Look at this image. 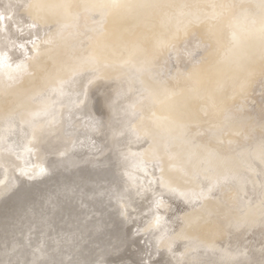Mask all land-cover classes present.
<instances>
[{"label": "bare ground", "instance_id": "obj_1", "mask_svg": "<svg viewBox=\"0 0 264 264\" xmlns=\"http://www.w3.org/2000/svg\"><path fill=\"white\" fill-rule=\"evenodd\" d=\"M1 1H2V4H0V187H2L3 192H4V190H5V193H6V191L8 192V190L9 191L11 190V188H10L11 185H9L10 187H8V182L10 179L13 180L10 176L11 175L15 176L16 172H17V174H19V175L21 174L22 176L26 175V177L27 176L29 177L30 175H28V174H30V173L32 174L31 175L32 177H33V174L35 176L37 174V177L34 176L35 180L36 179L41 180V179L45 178L44 176L48 175L47 171H49V169L53 170V168H55V167L58 169L59 168L67 169L68 167L76 166V163L79 164L77 162L78 160H76V161L74 160V163H72V164L69 163L68 167H66V164H65L68 157L71 155V152H73V150L75 149L74 142L77 139V138L75 139V136H76V132H77L78 128L74 127L72 129L71 127H73V126H71L70 120H71V118H73L74 122L77 123L78 119H76V118L79 116L87 114L89 111H92L94 103H97V105H99L101 107L100 109H102L107 116L105 118L106 120H103V122L105 121L104 125H106L104 128H106L107 126H108V128L110 127V130L108 128L107 129L110 131V132L108 131L109 132L108 135L110 137L109 139H112L111 142L113 143V146H115V140L117 137H119V138H117L118 141L120 138L124 137L125 139H123V138L122 139L124 141L126 140V142H124L126 147L123 145L124 143L122 145H123V148L125 147L126 149H124V151H123L124 153H122V154H124V155L128 154L129 157L131 158L132 154H136L139 152L144 153V151H145L146 155H144V156L146 157L147 161H148V159H150V160L152 159V160L158 161V163H160V164L166 165L167 167H168V165L172 166L171 169L165 167V168L169 169V172L170 171L174 172V173H169L168 176L170 175V177L172 178V181H175V183H176V181L177 182L180 181L182 183L181 185H183V186H181V185L175 186L174 182H172V181L166 182V180H165V182H166L165 191L167 192V193H165L166 197L163 196L162 200H160V202L158 203V205L160 206L159 208H156V209L154 208V210L151 209L152 211L155 212V214L157 216L156 218L159 220V222L163 220L162 216L165 214V212L166 213L167 212H170V213L174 212L173 211L174 206L171 205V202H172L171 197L172 196L173 197L180 196V198H181L182 196L187 195L188 194L187 188L193 189L194 194L196 193L195 194L196 197L199 198L198 200L207 201L206 195L208 194V192L211 188L210 187L211 185H210L209 186L210 188L208 191L204 190V188H206L209 184L208 183L209 180H207V177L204 178V176L201 177L202 175H199L200 177L197 176L199 178V179L197 178L198 182H196V181H194L195 179L193 178L194 177L193 175H195V174L191 175L193 177H191L192 179H190L189 175L186 176L181 171L185 172V170H186L187 172H189V171L192 172L191 170L192 169L194 170V168L198 169L197 171H200L202 169H200L201 167L199 166V164L197 166L198 160L201 162H206L208 159H211L208 162H210L209 164H211V167H213L212 169H215L216 171L218 170V172L225 171V172H223V174H227L226 171H232L231 173L233 174V177L230 178V180H229L230 182L228 181V183L224 184V186L221 187V188L224 187V190H223L224 192H222L223 193L222 195L219 196V194H218V197L214 200H209L210 198H208L209 201H207L205 203V205H208V206L210 205L211 210L206 212V214H208L207 216L201 217L200 221H198V223L196 225H193V227L190 231V233H192V234H188V235L189 236L193 235L194 239L190 236L191 237L190 240H192L194 242V244L195 243L197 244V242H199V245H200L199 248H201V249H202V247L206 248V249L209 247L210 248L209 252H211V249L215 248L213 251L216 252V250L219 248L218 251L220 252L219 246H221V247H223V245L229 246V245L225 244L229 240L227 235H228L229 231L231 233V232H234L236 230V228L238 226L237 224L240 223V225H241V223H245L246 225H248V226L252 225L253 227H255V225H257V228L264 229V205L262 207V205L257 204L260 201L262 204V202H263L262 200H264V110H261V109L259 110V108L257 107L258 110L256 109L257 111L253 112V113H249V112L231 113V116L226 115L227 117H225V119L230 118V122L232 121L231 123L228 120L227 121L229 123L226 121L229 125L231 124L230 127H228V125H225L226 123L218 122V123L224 124V125H222L223 126L222 128L220 127L221 125L219 124L220 125L219 127H214V126H211L209 128L207 127L205 130V131H207V134H205V135L197 134L196 129L200 125L201 122L198 120L196 113H197V111H199V112H202V111L207 112V111L205 108L203 109V107L200 106V104H201L200 102H196V104H194V107H192V108L189 106H190L191 100L194 98L195 99L197 98L195 96H196L198 90L201 91L204 87L201 86L198 88V90L190 89L189 91H187L185 89L182 92V94H179V93L176 94V91L171 92L170 89L166 85H164L165 87H163L160 84L159 78H157V75H158L157 69L159 67L157 66L156 62H154V64H152V66H147L148 63L152 62V60H148L149 58L151 59V57H148L147 51H149L150 48H152V47L156 48V50H158L157 48L159 47V45L156 44V39L152 38L150 41L148 34L145 35V33L143 32V29L145 26L144 20L147 19L148 14L155 12L156 18H160L161 20L163 18H165V20H162V21H165V24L167 27L171 26V28L175 27V29H176L175 25L178 23V26L180 29H184L185 31H187L188 29H190V26H188V24L189 23H192V24L196 23L195 21H198L199 18L204 14V12H201V11L191 12V13L189 12V13H187L186 18L172 19L174 14L171 13L170 10L175 9L178 12L182 6L183 7L185 6V2L187 0H151L150 5H148V6L146 5V7H145V10L147 8H149L147 12L143 8L137 6L136 3L138 2V0H0V3H1ZM190 1H193V0H190ZM201 1H203V0H201ZM204 1H206V0H204ZM209 1H206V2L208 3ZM187 3L189 4V2H187ZM234 3H235V7L233 9H231L230 13H228V15L225 17V21L219 22V23L217 22L214 24L208 23L207 32L211 36L210 40H213L214 41L213 43H215L214 47L218 49L216 59H219L218 64L216 66H214L211 69V71H212V74H214V76L215 75L216 76H222V75H224L223 72L232 73L233 74L232 78L239 77L240 74L244 73V71H245L244 76H246V77H245L244 81L241 82V83L245 84L248 81L251 73L259 72L260 78H261V76L264 77V72H262L264 69V57H262L263 56L262 54L264 53V51H263L264 47L262 49H260L261 48V47H259L260 45H256V42L258 41L259 37L261 36L260 31L262 33H264V0H234ZM161 5H169V10H168L169 12H162V11L160 12V9H161L160 6ZM188 6L189 7L195 6V4H192L190 2V4ZM198 7L200 8V6H198ZM206 8H205V10H207ZM166 9H168V8H166ZM192 9H193V7H192ZM208 9H209V7H208ZM176 11H175V13H176ZM212 12L214 13V11H212ZM213 13H208V15L210 17H213L214 16V15H212ZM101 14H103L105 16L104 21H102L103 19L101 18ZM76 17H77V20H76ZM168 17H171V19H172L171 21L169 20L170 23L167 21ZM187 18H188V21H186ZM213 18H215V16ZM129 22L134 23L133 28H129ZM161 23L162 22L160 21V23H158V24H161ZM195 25L197 26V24H195ZM159 26L160 25H158L157 28H159ZM196 26H194V27H196ZM204 28H202V29H204ZM134 32H140V33L138 35H135ZM19 34H23L25 36L30 37L29 38L30 42L27 41L28 45L25 43L24 38L21 40H19L20 38L18 39L17 36ZM76 34H78V35H76ZM168 35L171 36V39H172L171 43L173 44L174 43L173 40H175L174 39L175 36H174L173 32L169 31ZM76 36H78L79 38H82V37H84V38L80 41H74ZM146 38H147V41L145 40ZM86 41H88V43L85 44ZM204 41H205V39H204ZM82 43H84V44H82ZM169 43H170V41H167V40L162 41V44H165V45H167ZM199 43H201V42H199ZM178 49H180V47ZM254 51H256V52L253 53ZM21 52H23V54L21 56H19L18 53H21ZM213 52H214V50H213ZM121 56H123V57L126 56L128 58L127 59L126 57H124L127 59V61L130 64L129 68H124L123 65L125 64V62H123L122 60L120 61ZM141 56H143L145 58L147 57L148 59L147 60L141 59ZM165 56H167V54H165ZM258 57H261V61H259V59L255 60ZM185 58H186V56H185ZM232 58H234V59L236 58V60H234V61L232 60V62L228 61ZM41 61L42 62L43 61L44 62L45 61H48V62L51 61L52 63L51 62H49V63H51L52 65H50L48 63L49 64L48 68H46V66L44 68H41V66L38 64V63H41ZM158 61H160V60H158ZM240 61H241L242 65L239 64ZM204 63L205 62H203V65H205ZM97 65L98 66L102 65V67H100V66L94 67ZM110 65H112V67H109ZM199 65H200V63H199ZM27 66H32L35 68L34 69L35 71L39 70V72H40V70H43V69L44 70H43L42 74L41 73L38 74L39 73L38 72L37 76L35 78L31 79L33 77V74H32L33 70L27 69ZM248 66H252V68L249 69ZM93 68H95V69L93 70ZM194 70H195V68H194ZM6 71H9V74L12 75L13 77H15V79L19 78L21 76L24 79L25 78L30 79V81L26 82L27 85L25 86V84H24V87L22 89L17 88V86L15 88L7 89L6 87H7L8 79H7V76H5ZM171 72H172V70H171ZM200 74H201V72H200ZM259 76H257V78ZM214 78H217V77H214ZM216 80L215 81L212 80L213 82L210 81L211 82V84H209V85H211L210 87H212V88L215 87L214 85H216V83H218V80L217 81ZM231 83H229L227 85V88H229L227 90V92H223V95L220 98L223 99L224 97H229V95H233L232 94L233 91L242 87L239 84H238L239 85L238 86L236 84H231ZM8 84H9V82H8ZM29 84H32V85H29ZM207 84H208V82H207ZM190 85H191V83H190ZM173 88H176V87L173 86ZM245 88L246 87H244V89ZM159 89H161L163 93H159L158 92ZM205 89H206V87L204 88V90ZM208 89H210V88H208ZM214 92H216V95H220L219 91H217V88ZM166 96H167L168 100H165ZM164 101H166V103H170L171 108H169V110L171 113H175V114L177 113L176 117H178V125H176V122H173V121H177V119L176 120L173 119L175 116L173 117L171 115L170 119H165L163 117V113L166 112L163 108L164 107ZM241 101L242 100H239L238 102H241ZM259 101H260V99H259ZM208 105H209V108L212 109L210 113L214 116L218 115L219 112L223 111V109H220L219 112L215 111V109L213 110V108H215V106L211 105L210 103H208ZM167 108H168V106H167ZM117 111H119V112H117ZM242 112H244V111H242ZM223 113H224V111H223ZM89 114L92 115L93 112H91V113L89 112ZM220 114H222V113H219V115ZM224 114H226V111ZM102 115H104V114H102ZM194 118H195V122H191V126L193 128L188 130V132H189L188 136L184 135V136H187L188 138H185L186 140L184 139V141H183V142H186V146H184L185 149H186V147L191 146L190 147L191 149H189L190 151L192 150L191 154H190V152L188 153V151H189L188 149H187L188 150L187 152H186V150L183 151L184 149L179 150V148L181 147V145H180L181 142L179 144L180 146L177 147V144L179 142L175 145L176 138L174 137V135H175L174 132H176L178 129H181L186 121H188V120L194 121ZM80 119H81V117H80ZM84 119L85 118H83V120ZM216 119H217V117H216ZM81 120L79 121L80 123H82ZM117 120H119V122ZM134 120L137 121V123L135 122V124L133 123V125H132L131 123L134 122ZM90 121H93V120L91 119ZM120 121H121V123H120ZM179 121L181 124L179 123ZM221 121H223V120H221ZM97 122H99V121H97ZM89 123L90 122L87 123L88 124L87 126L90 127L91 125ZM81 126H82V124H81ZM98 126H100V125L98 124ZM101 127L102 126H100V129H101ZM97 129H98V127H97ZM97 129H96V131H97ZM183 129L184 128H182V130ZM220 129L222 131L230 129L233 132H238L239 130L240 131L245 130L246 132H248L247 130H252L251 133L248 132L251 135V140L250 139H249L250 141L248 140L249 145L248 144L244 145L245 143L243 144V146H246V148L249 146L248 147L249 153L248 152L243 153V154H245L244 156L249 154L245 157V160L243 162L242 161L239 162L240 160L243 159V158L241 159V157H240L239 161L237 160V159H239V157L236 159L237 161L235 160V158H231L233 152L236 149H239L241 146H238L237 148L234 146L237 143V141H235L234 138H233V140H230V139L228 140V139H224V138H223L224 140H220L221 139V138L219 139V133L221 132ZM90 131H91V129H90ZM99 131L101 132V130H99ZM102 131H103V129H102ZM68 132H69V135L67 134ZM183 132H185V131H183ZM81 133H83V131H81ZM92 133H93V131H92ZM93 134L95 136V133H93ZM105 134H107V132ZM181 135H180V133H178V137H177L178 139L177 140L182 139ZM195 135H198L200 137L197 138V140H196L194 138ZM230 135L233 136L235 134H230ZM77 136H78V132H77ZM91 136H92V134H91ZM184 136H183V138H184ZM239 136H241V135H239ZM235 137H237V136H235ZM98 138L99 137H97L96 140ZM84 139H85V137H84ZM99 139H101V138H99ZM239 140L242 143L244 138L240 137ZM76 141H80V140H76ZM100 141H102V140H100ZM120 141H122V140H120ZM180 141H182V140H180ZM81 142H82V140H81ZM103 142L106 143L105 140ZM216 142H219L220 145H218V143L216 144ZM206 144H208L209 147ZM59 145L61 148L56 154L58 156L57 162L55 164L48 163L47 162L48 156L45 153L46 148L48 149L47 146H51V148L53 149ZM182 146H183V144H182ZM90 147H92V146H90ZM82 149H80V150H82ZM117 150H118V148H117ZM245 150L247 151V149H245ZM83 151H84V149H83ZM91 152H93V150L90 151V153ZM241 152H243V150ZM124 155H122V156H124ZM236 155H239V154H236ZM212 156H213V158H212ZM99 157H100V154H99ZM124 157H126V156H124ZM235 157H237V156H235ZM136 158H138V156ZM78 159L80 160V158H78ZM144 159L145 158H143L142 161H144ZM136 160L137 159H135V161ZM146 160L144 161V163L146 162ZM102 161H103V159H102ZM142 161L141 162L139 161V162L142 163ZM152 162H154V161H152ZM150 163L151 162H149V164ZM154 163H156V162H154ZM192 163H194V164H192ZM84 165L81 164L80 168H81V166L84 167ZM151 165H152V163H151ZM193 165H194V167H193ZM203 165H204V163H203ZM144 166H146V165H144ZM201 166H202V163H201ZM13 167L15 168L14 170L12 169ZM139 167H141V166H139ZM160 167H163V166H160ZM147 168H145V169H147ZM159 168H157V169H159ZM44 169L46 172L43 171ZM75 169H77V168H75ZM140 169H139V171H140ZM167 169H166V171H167ZM34 170H36V172H34ZM73 170H74V168H73ZM152 170H154V169H152ZM143 171H141L142 172L141 174H143ZM175 171H177V173H175ZM124 172H126V171H124ZM136 172H137V170H136ZM187 172H185V173H187ZM194 172H196V171H194ZM201 172L199 174H201ZM105 173H107V172H105ZM129 173L130 172H128V174ZM131 173H130V175H131ZM138 173L140 174V172H138ZM151 173H152V171H151ZM196 173H198V172H196ZM210 173L213 174V172H210ZM210 173H208V174H210ZM123 175H124V173H123ZM132 175L134 176V174H132ZM163 175H164V173H163ZM180 175H182L181 178L179 177ZM213 175H211V176H213ZM20 176H18V177L20 178ZM22 176H21V178H22ZM147 176H148V174H147ZM218 176H216V178ZM135 177L136 176H134L133 178H135ZM155 177H156V174H155ZM159 177H160V175H159ZM122 178H123V176H122ZM212 178L213 177H211L210 179L213 181L214 179H212ZM141 179L142 178L139 179V182ZM143 179H145L144 176H143ZM148 179H151V178H148ZM157 179H158V177L156 178V180ZM31 180H32V178H31ZM130 180H132V179H129V182H130L129 184L132 186L131 189H129L130 194L134 193L136 195L138 190L142 191L145 189L144 188L145 186H140L141 185L140 183L139 184L138 183H132L133 181L135 182L136 178H135V180L133 179L132 182ZM215 180H217V179H215ZM13 181H12V183H9V184H13L12 187L14 186V184H16V183H13ZM136 181H138V180H136ZM161 181H163V179ZM32 182H34V181H32ZM157 182L159 183L158 180H157ZM142 183H143V181H142ZM211 183H213V182H211ZM143 184H145V183H143ZM17 185L18 184H16V187H17ZM157 185H160V184H157ZM213 185H215V183H213ZM163 187H164V185H163ZM202 187H204V188L201 189ZM214 187L216 189V187H218V185L214 186ZM124 189H126V188H124ZM146 189H148V188H146ZM161 189H160V191H161ZM133 190H134V192H132ZM154 190H155V194L159 193V191L156 188ZM150 191H152V190H150ZM3 192H1V194L5 195V194H3ZM149 192H147V194ZM164 192H162V193L164 194ZM162 193L160 192L159 194L162 195ZM190 193H192V191ZM216 193H218V192H216ZM216 193H214V194L216 195ZM232 193H233V195L230 196V194H232ZM1 194H0V197H1ZM134 194H132V197L135 196ZM140 194H141V192H140ZM147 194L145 192V195H147ZM167 194H170L169 195L170 197H168ZM194 194L192 196H194ZM7 196H8V194H7ZM129 196H131V195H129ZM129 196L126 198L127 199L130 198ZM153 196H154V193H153ZM212 196H214V195H212ZM248 196H249V198L247 199ZM157 197H159V195ZM135 198H137V196ZM138 198L140 199V197H138ZM152 198L155 199L154 197H152ZM180 198H179V200H180ZM182 198H185V197H182ZM182 198H181V201L183 200ZM187 198L190 199L189 196H187ZM212 198H214V197H212ZM147 199L145 201H147ZM122 200H124V199H122ZM133 200H134V198H133ZM6 201H11V200L8 199ZM125 201L127 202V200H125ZM126 202L121 201V203H123V205ZM173 202H177V200L173 201ZM200 204H202V203H200ZM183 205L185 206V204H183ZM187 205H186V207H187ZM152 206H154V203ZM192 207H194V205L191 206V208ZM199 208H201V207H199ZM204 208L205 207H203V209ZM129 209H130V207H129ZM141 209H142V207H141ZM143 210H144V208H143ZM206 210H207V208H206ZM187 212H189V211H187ZM182 213H185V211ZM203 214H204V212H203ZM198 217H200V216H198ZM188 218H189V216H188ZM173 219L175 220V218H173ZM192 219H193V217H192ZM5 221H8V219L4 220V223L6 224ZM29 221L30 220H28L27 222H29ZM165 221H166V219H165ZM45 222H46V220H45ZM178 222L176 225L179 227ZM188 223H189V221L182 217V223H180V228H182V229L183 228L184 229L189 228V227L185 226ZM19 224H21V223H19ZM28 224L30 225V223H28ZM50 224H52V223H50ZM164 224L165 223L163 222V225ZM45 226L47 228V225H45ZM50 226H49V228H50ZM177 226H175V227L177 228ZM182 226H184V227H182ZM26 228L23 227V229H26ZM161 228H162V226H161ZM242 228H243V226H242ZM251 229H250V231H251ZM155 230H157V229H155ZM165 230H167V229H165ZM247 230H249V229H247ZM255 230H257V229L255 228ZM178 231L179 230H177V232ZM4 232H5V230H4ZM155 232L156 231H154V234H155ZM262 232H263V230H262ZM26 233H29V232H26ZM161 233H162V230H161ZM240 233H242V232H240ZM32 234H33V232H32ZM100 234H101V232H100ZM151 234H153V233H151ZM165 234H167V233H165ZM182 234H183V232H182ZM185 235H186V233H185ZM234 235H235V233H234ZM245 235H246V233H245ZM259 235H261V234H259ZM39 236H41V235H39ZM54 236H55V234H54ZM156 236H157V233H156ZM158 236H159V233H158ZM259 237L260 236H258V237L256 236V238H259ZM262 237L263 236L261 235L260 238H262ZM96 238H97V236H96ZM180 238H181V236H180ZM234 238H236V237H234ZM170 239H172V238L170 237ZM237 239H239V238H237ZM237 239H236L237 243H235V244H238V243L244 244V242L246 241L245 240L244 242H239ZM252 239H254L253 236H252ZM181 240H182V238H181ZM256 240H253V241L256 242ZM24 241H26V240H24ZM24 241H22L21 243H23ZM167 241H166V243H167ZM6 242H7V240H6ZM173 242H174V240H173ZM255 242H253V243H255ZM2 243H0V244L2 245ZM230 243L232 244V242H230ZM245 243H246V245L249 244V242L248 243L245 242ZM259 243L262 244V242H259ZM14 244H13V246H14ZM17 245H16V247L15 246L14 247L17 248ZM186 245H188V244H186ZM233 245H234V243H233ZM250 245H251V243H250ZM257 245H258V243H257ZM19 246H24V245H19ZM225 246H224V248H225ZM258 246L260 247V245H258ZM211 247H213V248H211ZM216 247H217V249H216ZM242 247H244V246H242ZM248 247H246V248H248ZM49 248H51V247H49ZM233 248L231 247V250ZM246 248H243V249H246ZM68 249H69V247H68ZM68 249L67 250L64 249V251H68ZM197 249H198V247H196V249H195L196 252L192 251L194 253V255H196V253L200 254L203 250L202 249L201 251L200 250L198 251ZM227 249H229V247ZM250 249L252 250V248H250ZM189 250L190 249H188V251ZM233 250L236 251L237 249L236 250L233 249ZM222 251L224 252V250H222ZM15 252H13V253H15ZM52 252L56 253L54 251H52ZM198 252H200V253H198ZM215 252H212V253L214 254ZM223 252H222V254H225ZM19 253H20V251H19ZM50 253H51V250H50ZM169 253H170V250H169ZM169 253H167V254L169 255ZM205 253H207V252H205ZM234 253L235 252L232 251V254H234ZM240 253H243V252H240ZM23 254H24V252L22 253V256H23ZM60 254L61 253L59 252L58 256H60ZM66 254H68V253L66 252ZM190 254H187V255H190ZM201 254H203V253H201ZM220 254H217V255H220ZM246 254H247V251H246ZM25 255H27V254H25ZM178 255H179V253H178ZM249 255H250V253H249ZM249 255H248L247 259L249 258ZM205 256H206V254H205ZM252 256H253V254H252ZM47 257H50V256H47ZM197 257H196V259H197ZM206 257L203 259H206ZM210 257H211V254H210ZM219 257H217L216 259H218ZM224 257H226V256H224ZM232 257H233V255H232ZM53 258H54V256H53ZM226 258H229V256H227ZM226 258H225V260H226ZM188 259H189V257H188ZM230 259H231V257H230ZM237 259H238V257H237ZM262 259L264 260L263 257H262ZM200 260H201V258H200ZM225 260H222V261H225ZM3 261H4V259H3ZM53 261H54V259H53ZM128 261H129V259H128ZM185 261H187V259ZM192 261L195 263L196 260L195 261L192 260ZM214 261L215 260L213 259V262ZM159 262L160 261H158V263ZM97 263L99 264V262H97ZM128 263L131 264L130 261ZM132 263H133V261H132ZM135 263H136V261H135ZM189 263H190V261H189ZM218 263H220V262H218ZM228 263H230V262H228ZM260 263H261V261H260ZM13 264H15V263H13ZM25 264H27V263H25ZM53 264H54V262H53ZM178 264H185V263H178ZM240 264H243V263L241 262Z\"/></svg>", "mask_w": 264, "mask_h": 264}, {"label": "rangeland", "instance_id": "obj_2", "mask_svg": "<svg viewBox=\"0 0 264 264\" xmlns=\"http://www.w3.org/2000/svg\"><path fill=\"white\" fill-rule=\"evenodd\" d=\"M206 1H209V0H206ZM206 1H204V0L203 1H201V0H193V1L189 0L188 1L187 0L185 2L184 7L183 6L181 8L179 7L180 9L178 12L175 9L170 10V12L174 14L172 19L186 18L187 13H189V12L190 13L191 12H197V11L204 12V14L200 17L201 19L199 18L198 21H195L196 23H193V24L189 23L188 24V26H190V29H188L187 31H185L184 29H180L178 26V23L175 25L176 29L173 26H172L173 28H171V26L167 27L165 24V21H162V20H165V18H163L162 20L160 18H156L155 12L148 14L147 19L144 20L145 26H144L143 32L145 33V35L148 34L150 41L152 38L156 39V44L159 45V47L157 48L158 50H156V48L152 47V48H150L149 51H147L148 52L147 55H148V57H151V59L150 58L148 59L147 57L145 58V57L141 56V59L152 60V62L148 63L147 66H152V64H154V62L157 63V66L159 67L157 69L158 70L157 78H159L160 84L163 87H165L164 85H166L170 89L171 92L176 91V94L177 93L182 94V92L185 89L187 91H189L190 89L198 90V88L201 86H203L204 88L206 87L207 90L206 89L204 90L203 87H202L203 89L201 91L198 90V92L195 96L197 98L192 99L190 102V106H189L192 108V107H194V104H196V102H200L201 103L200 106L203 107V109L205 108L207 111V112L197 111V113H196L198 120L201 122L200 125L197 127L196 132H197V134H201V135L207 134V131H205L207 127L208 128L211 126L219 127L221 125L220 127L222 128L223 127L222 125H224L223 123H226L225 125H228V127H230L231 124L230 125L228 124L230 122V118L225 119V117H227L228 115L231 116V113H235V112L253 113V112H256L258 110V108H259V110L260 109L264 110V85H263L264 84V77L261 76V78H260L259 72L251 73L248 81L245 84L241 83L244 81V79L246 77V76H244L245 71H244V73H241L240 76L237 78L236 77L232 78V75H233L232 73L223 72L224 75H222V76H216V75L214 76V74H212L211 69L218 64L219 59H216L218 49L214 47L215 43H213L214 42L213 40H210L211 36L207 32L208 23L214 24L217 22L219 23V22L225 21V17L228 15V13H230L231 9H233L235 7V3H234V0H227V1L226 0H210L208 3ZM138 2L136 3L137 6L143 8L145 10L146 5L147 6L150 5L151 0H138ZM187 2H189V4L191 2L192 4H195V6L189 7L188 6L189 4ZM0 4H2V1ZM198 6H200V8ZM192 7H193V9H192ZM208 7H209V9H208ZM160 8H161L160 12L161 11L162 12H169L168 11L169 5H161ZM166 8H168V9H166ZM205 8L207 10H205ZM148 9L149 8H147L145 11L147 12ZM175 11H176V13H175ZM212 11H214V13ZM208 13H213L212 15H214L215 18H213L214 16L210 17L208 15ZM101 18L103 19L102 21L105 20V16L103 14H101ZM172 19H171V17H168L167 21L170 23V21ZM76 20H77V17H76ZM160 21L162 23L158 24V23H160ZM186 21H188V18ZM195 24H197V26ZM133 25H134L133 22H129V28H133ZM158 25H160L159 28H157ZM194 26H196V27H194ZM202 28H204L205 30ZM169 31H172L174 36H175V38H174L175 40H173V42H174L173 44L171 43V41H172L171 36L168 35ZM134 33H135V35H138L140 32H134ZM260 34H261V36L259 37L258 41L256 42V45H260L259 47H261L260 49H262L264 47V33H262L260 31ZM76 35H78V34H76ZM17 37H18V39L20 38L19 40L24 38L25 43L27 45H28V42H30L29 36L19 34ZM83 38L84 37L79 38L78 36H76L74 41H80ZM204 39H205V41H204ZM145 40L147 41V38ZM164 40L170 41V43L167 45L162 44V41H164ZM199 42H201V43H199ZM86 43H88V41H86L85 44ZM82 44H84V43H82ZM179 47H180V49H178ZM213 50H214V52H213ZM263 51H264V49H263ZM255 52L256 51H254L253 53H255ZM18 54H19V56H21L23 54V52L18 53ZM165 54H167V56H165ZM262 55H263L262 57H264V53ZM185 56H186V58H185ZM124 57H126V56H124ZM124 57L121 56L120 61L122 60L123 62H125V64L123 65L124 68H129L130 64L127 61L128 58L126 57L127 58L126 59ZM258 59H259V61H261V57H258L255 60H258ZM158 60H160V61H158ZM232 60L234 61V60H236V58L235 59L232 58L228 61L232 62ZM51 61H49V62H51ZM49 62L48 61H45V62L41 61V63H38V64L41 66V68H44L45 66H46V68H48L49 64L52 65L51 64L52 62L51 63H49ZM203 62H205L204 63L205 65H203ZM199 63H200V65H199ZM239 64H241V61L239 62ZM99 66L102 67V65H99ZM99 66L97 65L94 67H99ZM109 67H112V65H110ZM248 67H249V69L252 68V66H248ZM194 68H195V70H194ZM27 69L33 70L32 71L33 77L31 79L35 78L37 76V73L39 72V70L35 71L34 70L35 68L32 66H27ZM94 69L95 68H93V70ZM43 70H40V72L38 74H40V73L42 74ZM171 70H172V72H171ZM200 72H201V74H200ZM262 72H264V69ZM5 76H7V79H8L7 87H6L7 89L15 88L16 86H17V88L22 89L24 87V84L26 86L27 85L26 82L30 81V79H26V78L24 79L21 76L19 78L15 79V77H13L12 75L9 74V71H6ZM257 76H259V77L257 78ZM214 77H217V78H214ZM216 79L218 80V83H216V85H214L215 86L214 88L210 87L211 85H209V84H211V82L215 81ZM8 82H9V84H8ZM207 82H208V84H207ZM190 83H191V85H190ZM229 83L236 84V85L239 84L242 87L233 91L232 92L233 95H229V97H224L223 99L220 98L223 95V92H227V90L229 89V88H227V85ZM29 85H32V84H29ZM173 86L176 88H173ZM244 87H246V88L244 89ZM208 88H210V89H208ZM216 88H217V91H219L220 95H216V92H214L216 90ZM158 92L163 93L161 89H159ZM258 98L260 99V101ZM165 100H168L167 96L165 97ZM239 100H242V101L238 102ZM208 103L215 106V108H213V110L215 109V111L219 112L220 109H223L224 113L226 111V114H224L222 111V112H219L222 114L219 115V113H218L219 116L218 115H215V116L212 115L210 113L212 109L209 108ZM167 106H168V108H167ZM100 108L101 107L99 105H97V103H94L93 110L89 111L90 113L93 112L92 115H90L88 112L85 115L77 117L76 118V119H78L77 123L74 122L73 118H71V120H70L71 126H73L71 128L72 129L74 127L78 128L77 129L78 136H77V132H76L75 139L77 138L76 140H80V141H76L74 139L76 142V143L74 142L75 149L73 150V152H71V155L68 157L65 164H66V167H68L69 163L72 164V163H74V160L75 161L78 160L77 162L79 164L76 163L77 167L72 166V167H68L67 169H63V168L58 169L55 167V168H53V170L49 169V171H47L49 176L46 175V176H44L45 178H43L41 180H37V179L35 180V178H34L35 175L33 174V177H32L31 173L28 174V175H30L29 176L30 178L28 176L26 177V175L22 176L20 174L22 176V178H21V176L19 174H17V172L16 173L14 172L17 176L16 175H15L16 177L14 175L10 176L14 181L10 179L8 182V187H10L9 185H11V187H10L11 190L10 191L8 190L9 193L7 191L5 193V190L3 192L2 187H0V194H1V192H3V194H5V195L1 194V197H0L1 198L0 199V232H1L0 233V238H1L0 243L3 242L2 245L0 244L1 245L0 246V264H13V263H15V264H17V263L18 264L19 263L20 264H25V263H27V264H35V263L36 264H53V262H54V264H84L85 262H86L85 264H92V263L98 264L97 262H99V264H127L129 261L131 262V264H178V263L188 264L189 261H190L189 264H193L194 262L192 260H194V261L196 260L194 264H197V263L198 264H204V263L205 264H217L218 262H220L218 264H226V263L227 264H240L241 262L243 264H263L264 263V260L262 259V257L264 258V255H263L264 254V245H263L264 244V229L257 228V225H255V227H253L252 225L248 226L245 223H241V225H240V223L237 224L238 225L237 228L235 227L236 230L234 232H231V233L229 231V233L227 235L228 239H229L228 240L229 243L227 242L225 244L229 245V246H225V245H223V247L219 246L220 252L218 251L219 248L217 249V247H216V249H217L216 252L213 251L215 249L213 247H211V248H213V249H211V252H209L210 251L209 247L207 249L202 247V249H203L202 250L201 248H199L200 247L199 242H197V244L196 243L194 244V242L192 240H190L191 237L193 238V235H190L191 237L188 235V234H192V233H190V231H191L193 225H196L198 223V221H200L201 217L207 216L208 214H206V212L211 210L210 205L209 206L205 205V203L209 200L216 199L218 197V194H219V196L223 194L222 192H224L223 191L224 187L223 188H221V187L224 186V184L228 183L230 178L233 177V174L231 173L232 171H226L227 174H223V172H225V171L218 172V170L216 171L215 169H212L213 167H211V164H209L210 162H208L211 159H208L206 162H201L198 160L197 166L199 164V166L201 167L200 169H202L200 171H197L198 169H195V168H194V170L193 169L191 170L192 172H190V171L187 172L185 170V172H187V173H185V172L181 171L186 176L189 175L190 179H192L191 177L194 176L193 178L195 179L194 181H196V182H198L197 178L200 177L199 175H202L201 177L204 176V178L207 177V180H209L208 186L206 188H204V187L201 188V189L204 188V190L208 191L209 188L211 187L208 194L206 195L207 201L198 200L199 198L196 197V195H195L196 193L194 194L193 189L187 188L188 194L182 196L185 198L181 197L183 199L182 201H181L180 196H178V197L172 196L171 197L172 198L171 205L174 206V208H173L174 212H171V213L165 212V214L162 216L163 220L159 222V220L156 218L157 216H156L155 212L152 210H154V208L156 209V208L160 207L158 205V203L160 202V200H162V197L166 195L165 193H167L165 191L166 182L172 181V178L170 177V175L168 176V174L174 173L171 171L169 172V169H167V168L171 169L172 166L168 165V167H167L166 165L160 164V163H158V161L152 160V159L151 160L156 162V163H154L150 159H148V161L151 162L152 165H151V163L149 164V162L146 160V157L144 156V155H146L145 151H144V153L139 152L136 154H132L131 158L129 157L128 154H126V155L122 154V153H124L123 152L124 149H126L125 148L126 146L124 143V142H126V140L124 141L123 139H125V138L122 137L123 139L120 138L118 141L117 138H119V137H117L116 138L117 141L115 140V146H113V143L111 142L112 139H109L110 137L108 135L110 132L109 131L110 127L108 128V126H107L106 128H104L106 125H104L105 121L103 122V120H106L105 118L107 116L104 113V111ZM163 108L166 111L165 113H163V117L165 119H170L171 115L173 117L175 116L174 118L173 117L172 118L174 120L177 119V121H173V122H176V125H178V117H176L177 113L176 114L171 113L169 110V108H171L170 103H166V101H164V107ZM242 111H244V112H242ZM117 112H119V111H117ZM102 114H104V115H102ZM80 117L82 120L80 119ZM216 117L218 120L216 119ZM83 118H85V119L83 120ZM91 119L93 121H90ZM80 120L82 123L79 122ZM221 120H223V121H221ZM97 121H99V122H97ZM117 121L119 122V120H117ZM121 121H120V123H121ZM88 122H90L89 123L91 125L90 127L87 126ZM135 122L137 123V121L134 120V122H132L131 124L133 125V123L135 124ZM191 122H195V118H194V121H192V120L186 121L185 124L182 126V128H184L183 130L181 128V129H178L176 132H174V134L176 135V136L174 135V137L176 138V141H177V142L175 141V145L178 142L179 143L177 144V147L181 145L179 150L184 149L183 151L186 150V152H187L189 149H191L190 148L191 146L186 147V149H185L184 146H186V142H183L185 138H188L187 137L189 135L188 130L193 128L191 126ZM218 122H223V123L221 124ZM95 123L96 124L98 123L100 126H102L101 129H100V126H98V124L96 125ZM179 123H180V121H179ZM81 124H82V126H81ZM97 127H98V129H97ZM90 129H91V131H90ZM96 129H97V131H96ZM102 129H103V131H102ZM99 130H101L102 133ZM81 131H83V133H81ZM92 131H93V133H95V136L92 133ZM105 131L107 132V134H105L106 133ZM183 131H185V132H183ZM247 131L249 133L252 132V130H247ZM248 132H246L245 130L244 131L239 130L238 132H233L230 129H228V130H224V131L221 130V132L219 133V139L221 138L220 140H224V139L233 140V138H234V140L237 141V143L234 146L236 148L238 146H241L239 149H236L233 152L232 157H231V158H235V160L239 157V159H237L238 161L240 160V157H241V159L243 158L239 162H241V161L243 162L245 160V157L247 155H249V154H247L246 156H244L245 154H243L245 152L249 153V148H248L249 146L247 148H246V146H243L244 143H245L244 145H247L248 142L251 140V135ZM90 133L92 134V136ZM178 133H180V135L182 134L181 135L182 139H180L182 141L177 140L178 139L177 138ZM67 134L69 135V132ZM230 134H235V135L231 136ZM184 135H187V136H184ZM239 135H241V136H239ZM183 136H184V138H183ZM235 136H237V137H235ZM84 137H85V139H84ZM97 137H99L101 139L98 138L99 140L98 139L96 140ZM199 137L200 136H198V135L194 136V138L196 140ZM240 137L244 138L242 143L239 140ZM81 140H82V142H81ZM100 140H102V141H100ZM104 140L106 141V143L103 142ZM120 140H122L123 142ZM180 142H181V144H180ZM217 143H218V145H220L219 142H216V144ZM122 144L125 146L124 148H123ZM182 144H183V146H182ZM206 145L209 147L208 144H206ZM90 146H92L93 148ZM47 147H48V149L46 148L47 151L45 150V153L48 156L47 162L50 164H55L58 160L57 159L58 156L56 154L60 150L61 147H60V145L53 148V149L51 148V146H47ZM81 147L84 149V151ZM90 148L93 150V152H91V153H90V151H92V150ZM117 148H118V150H117ZM80 149H82V150H80ZM241 149L243 150V152H241L242 151ZM245 149H247V151ZM191 151L189 150L188 153L190 152V154H191ZM99 154H100L101 158L99 157ZM236 154H239L240 156L236 155ZM122 155H124L126 157L128 156V157L126 158ZM135 156L136 157L138 156V158H136ZM235 156H237V157H235ZM77 157L80 158V160ZM143 158H145L144 161L146 160L145 163H144V161H142ZM212 158H213V156H212ZM102 159H103V161H102ZM135 159H137V160L135 161ZM139 161L140 162L142 161V163H140ZM201 163H202V166H201ZM203 163H204V165H203ZM81 164L82 165L85 164L84 167L81 166V168H80ZM192 164H194V163H192ZM144 165H146L148 168ZM139 166H141V167H139ZM160 166H163V167H160ZM165 167H167V168H165ZM193 167H194V165H193ZM73 168H74V170H73ZM75 168H77V169H75ZM145 168H147V169H145ZM157 168H159V169H157ZM12 169L14 170L15 168L13 167ZM139 169H140V171H139ZM152 169H154V170H152ZM166 169L168 172L166 171ZM123 170L126 172H124ZM136 170H137V172H136ZM43 171H45V169ZM141 171H143V174L144 173L145 174L144 175L141 174L142 173ZM151 171H152V173H151ZM194 171H196L198 173H196ZM34 172H36V170H34ZM105 172H107V173H105ZM128 172H130V173L132 172L131 175L134 174V176H136L135 177L136 180H138V181H136L135 178H133L134 177L133 175H132L133 176L132 177L130 175V173L128 174ZM138 172H140V174ZM200 172H201V174H199ZM210 172H213L214 175ZM123 173H124V175H123ZM163 173H164V175H163ZM175 173H177V171H175ZM208 173H210V174H208ZM147 174H148V176H147ZM155 174H156V177H155ZM158 174L160 175V177ZM193 174H195V175H193ZM191 175H193V176H191ZM211 175H213V176H211ZM18 176H20V178ZM122 176H123V178H122ZM138 176L140 178H142L140 180V182H139L140 178ZM143 176L145 179H143ZM146 176L148 178H151V179H148ZM181 176L182 175H180L179 177L181 178ZM216 176H218V177L216 178ZM35 177H37V174ZM124 177L125 178L127 177V178L125 179ZM157 177H158L157 180L159 181V183L156 180ZM211 177H213L212 178V179H214L213 181L210 179ZM31 178H32V180H31ZM129 179H132V180L134 179L135 182L134 181L132 182V180H130V181L132 183H138V184L140 183L141 184L140 186H145L144 187L145 189L142 191L138 190L136 195L134 193L130 194L129 189H131L132 186L129 184L130 183ZM162 179H163V181H161ZM215 179H217V180H215ZM165 180H166V182H165ZM12 181H13V183L18 184L17 187H16V184H14L13 187H12L13 184H9V183H12ZM32 181H34V182H32ZM142 181L145 184H143ZM172 182H174L175 186H178V185L180 186L182 184L180 181H178V182L176 181V183H175V181H172ZM211 182L215 183V185H213V183H211ZM157 184H160V185H157ZM163 185H164V187H163ZM217 185H218V187H216V189H215L214 186H217ZM181 186H183V185H181ZM124 188H126V189H124ZM146 188H148V189H146ZM153 188L154 189L156 188L159 191V193L160 192L162 193L164 191L165 192H164V194L162 193V195L159 193L155 194V190ZM160 189H161V191H160ZM150 190H152V191H150ZM190 190L192 191V193H190L191 192ZM139 191L141 192V194ZM132 192H134V190ZM145 192H146V194H147V192H149V193L147 195H145ZM216 192H218V193H216ZM153 193H154V196H153ZM214 193H216V195ZM7 194H8V196L9 195L10 196L8 197ZM132 194H134L135 196L132 197ZM193 194H194V196H192ZM129 195H131V196H129ZM158 195H159V197H157ZM169 195L170 194H167L168 197H170ZM212 195H214V196H212ZM232 195H233V193L230 194V196H232ZM128 196L130 197V198H128L129 200L126 198ZM136 196H137V198H135ZM187 196H189L190 199H188ZM249 196L247 197V199L249 198ZM138 197H140V199ZM152 197H154L155 199H153ZM212 197H214V198H212ZM133 198H134V200H133ZM179 198H180V200H179ZM208 198H210V199L208 200ZM8 199H10L11 201H6ZM122 199H124V200H122ZM146 199H147V201H145ZM120 200L124 201V202H126L125 200H127V202L124 203V205H123V203H121ZM176 200H177V202H173ZM262 201L264 202V200H262ZM263 202L261 204V201H260L257 204L262 205V207H263V205H264ZM153 203H154V206H152ZM200 203H202V204H200ZM183 204H185V206ZM186 205H187V207H186ZM193 205H194V207L191 208V206H193ZM129 207H130V209H129ZM141 207H142V209H141ZM199 207H201V208H199ZM203 207H205V208L203 209ZM143 208H144V210H143ZM206 208H207V210H206ZM183 210L185 211L186 214L182 213V212H184ZM187 211H189V212H187ZM203 212L205 215L203 214ZM188 216H189V218H188ZM198 216H200V217H198ZM182 217L189 221L190 224L188 223L185 226L189 227L190 229L187 228L188 229L187 230L184 228L183 229L180 228V223H182ZM192 217L194 220L192 219ZM173 218H175V220ZM7 219H8V221H5L6 222V224H5L4 220H7ZM165 219H166V221H165ZM28 220H30V221L27 222ZM45 220H46V222H45ZM176 221L177 222L179 221L178 222L179 227L176 225L177 224ZM163 222L166 225L165 224L163 225ZM19 223H21V224H19ZM28 223H30V225ZM50 223H52V224H50ZM45 225H47V228ZM49 226H50V228H49ZM161 226L163 229L161 228ZM175 226H177V228ZM242 226H243V228H242ZM23 227L24 228L27 227V228L23 229ZM182 227H184V226H182ZM255 228L257 230H255ZM155 229H157L158 231ZM165 229H167V230H165ZM247 229H249V230H247ZM250 229H251V231H250ZM4 230H5V232H4ZM153 230L156 231L155 234H154ZM161 230H162V233H161ZM177 230H179V231L177 232ZM262 230H263V232H262ZM99 231L101 232L102 235L100 234ZM181 231L183 232V234ZM26 232H29L30 234L26 233ZM32 232H33V234H32ZM150 232L153 234H151ZM240 232H242V233H240ZM156 233H157V236H156ZM158 233H159V236H158ZM165 233H167V234H165ZM185 233H186V235H185ZM234 233H235V235H234ZM245 233H246V235H245ZM54 234H55V236H54ZM259 234H261L263 237L260 238L261 235H259ZM39 235H41V236H39ZM96 236H97V238H96ZM180 236H181L182 240H181ZM252 236L254 239H252ZM256 236L257 237L260 236V237L256 238ZM170 237L172 239H170ZM234 237H236V238H234ZM237 238H239V239H237ZM236 239L239 242H244L246 240L245 242H247V243L249 242V244H247L249 247L246 245L245 242H244V244H242V243L235 244V243H237ZM6 240H7V242H6ZM24 240H26V241H24ZM173 240H174V242H173ZM253 240H256V242ZM22 241H24V242L21 243ZM166 241H167V243H166ZM230 242H232V244ZM253 242H255V243H253ZM259 242H262V244ZM233 243H234V245H233ZM250 243L252 246L250 245ZM257 243H258V245H260V247L257 245ZM13 244L15 247L18 244L17 248H15L13 246ZM186 244H188V245H186ZM19 245H24V246H19ZM224 246H225V248H224ZM230 246L232 248L234 247L233 249H235V250L237 249L238 251L237 250L234 251L233 249L231 250ZM242 246H244V247H242ZM49 247H51L52 249ZM68 247H69V249H68ZM196 247H198V249H197L198 251L202 250L201 253H203V254L198 252L200 254L196 253V255H194L193 252H196L195 251ZM228 247H229V249H227ZM246 247H248V248H246ZM243 248H246V249H243ZM250 248H252V250ZM64 249L65 250L68 249V251H64ZM188 249H190V250L188 251ZM50 250H51V253H50ZM169 250H170V253H169ZM222 250H224V252ZM19 251H20V253H19ZM52 251H54L56 253H53ZM232 251L235 252L234 253L235 255L232 254ZM246 251H247V254H246ZM13 252H15V253H13ZM23 252H24V254L22 256ZM59 252L61 253L60 256H58ZM66 252L68 254H66ZM205 252H207V253H205ZM212 252H215V253L213 254ZM222 252L225 254H222ZM240 252H243V253H240ZM167 253H169V255ZM178 253H179V255H178ZM209 253L211 254V257H210ZM249 253H250V255H249ZM25 254H27V255H25ZM187 254H190V255H187ZM205 254L207 257L205 256ZM217 254H220V255H217ZM231 254L233 255V257ZM252 254H253V256H252ZM248 255H249V258L247 259ZM47 256H50V257H47ZM53 256H54V258H53ZM224 256H226V257L229 256V258H226ZM169 257L170 258L172 257V258L170 259ZM188 257H189V259H188ZM196 257H197V259H196ZM202 257L203 258L206 257V259H203ZM217 257H219V258L216 259ZM230 257H231V259H230ZM237 257H238V259H237ZM200 258H201V260H200ZM225 258H226V260H225ZM3 259H4V261H3ZM53 259H54V261H53ZM128 259H129V261H128ZM186 259H187V261H185ZM213 259L215 260L214 262H213ZM222 260H225V261H222ZM132 261H133V263H132ZM135 261H136V263H135ZM158 261H160V262L158 263ZM260 261H261V263H260ZM228 262H230V263H228ZM128 264H130V263H128Z\"/></svg>", "mask_w": 264, "mask_h": 264}]
</instances>
